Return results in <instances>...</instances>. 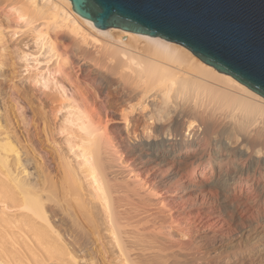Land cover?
Segmentation results:
<instances>
[{"label":"bare ground","instance_id":"obj_1","mask_svg":"<svg viewBox=\"0 0 264 264\" xmlns=\"http://www.w3.org/2000/svg\"><path fill=\"white\" fill-rule=\"evenodd\" d=\"M2 2L44 50L43 60L54 59L53 74L61 61L69 66L83 99L107 88L112 108L136 103L102 119L86 100L61 94L53 110L65 109L59 128L74 138L80 160L59 156L55 180L31 147L38 180L20 175L27 147L0 133V203L16 210L0 211V264H76L73 243L102 232L123 264H264V97L178 43L97 28L69 0ZM42 86L43 109L52 97L46 89L61 86ZM138 106H151L155 139L123 141L127 124L139 128L131 116ZM42 120L47 132L46 111ZM66 232L77 240L71 248Z\"/></svg>","mask_w":264,"mask_h":264},{"label":"rangeland","instance_id":"obj_2","mask_svg":"<svg viewBox=\"0 0 264 264\" xmlns=\"http://www.w3.org/2000/svg\"><path fill=\"white\" fill-rule=\"evenodd\" d=\"M8 9L9 8L6 7V2L4 3L1 0L0 133L4 135L3 132H6L7 135L17 138L18 141L21 142V145L27 147L26 150L28 151H21V162L18 167L20 175H25L24 177L31 183H36L38 180L36 159L30 151V149L33 148L35 153H39L40 158H38V161L42 162L41 164L43 165L45 172H48L53 177V180H55L57 179V176H59V171H57L59 170V168H57V162H60L59 156H66L70 158L74 164L80 160V158L75 157L78 152L77 147L74 146L72 149L70 148V146L76 143L74 138L69 137L67 130L59 128L61 123L59 118H61L65 113V109L63 108L61 111H58L56 113L57 116H55V112L53 110L55 106L64 100L63 97L60 96L61 94L67 97H74L83 103L87 102L86 105L88 104L89 106H92V110H95L94 114H101L102 119H105V115H107L112 109L114 111H121L125 106L129 107L130 104L136 103V100H132V102H129L128 104H119L117 106L118 110L117 108H112L109 104L112 102V99H106L108 96L107 92L109 91V89L107 91V88L104 89V97L99 96L91 90L93 95L95 94L93 98L91 97V99L88 97L83 99V96L86 94H84L85 92L81 87V84H79V81L75 78L73 71L69 68V66L61 61L59 72L53 74L52 72L55 66L53 64L54 59L48 63L45 61L47 59V55L44 54V50H37L38 46L31 41V37L24 32L25 28H22L19 23V25H17V21L14 19V16L10 14ZM65 47L66 46L58 43V52L61 54L64 53ZM35 53L38 56L35 55ZM27 54L30 55L28 56ZM31 55H35L34 57H36V59L41 63L37 64L35 61L33 62V56ZM48 69L51 73L47 71ZM39 70H41V72L37 76L38 82L35 84L33 83V77H35V74ZM44 81H47L53 86L60 85L61 88L59 90L57 88L56 90L52 88L51 91H49V88L46 89V91L51 92L49 95L53 98L51 97V100L50 98H46L47 105L42 109L40 99L45 98L42 89ZM18 106H21L22 108L18 109ZM150 109L151 106L144 111H141L140 106H138L136 111L131 114L134 118H139L140 125L139 128L136 129L133 125H131V123L127 124V130L124 131V133L122 132L123 141L127 138L132 142H135L137 139L140 141H152L155 139L152 130L153 119H149ZM45 111L50 119L49 123L52 124H50L51 126L49 125V130L47 128V132L44 130L46 124L42 122V117L44 116ZM20 113H23L25 122L21 120L19 116ZM41 113H43V115ZM50 132L51 134L49 135ZM2 135H0V138L5 136ZM68 137L69 139L72 138L73 141L67 140L66 138ZM24 151H26V154H24ZM12 160L13 159L10 157V161L13 164ZM88 190L92 191L93 189L88 188ZM86 198L87 200H90L89 197ZM1 209H4L8 214L16 211L13 207H10L9 205L6 206L3 203H0V211ZM51 219L56 223V228L58 226L59 228H63L57 221L58 217ZM165 229V232L169 236L175 238L179 237V234L172 228L166 227ZM66 233L62 235H65L63 238L66 243L68 242V245L69 243L72 246L74 244L73 247L71 245L69 246L75 250L71 252H73V256L75 255L74 258L76 260V264H92V257L97 264H123L121 262L122 260L120 255L116 251L117 249L114 248L107 233L102 232L101 239H98V236L91 235L92 237H89V241H86V243H84L85 245H80L81 248L80 246H77V243H73L76 240L75 237L73 238L70 234L68 235V233ZM231 244L232 243H226L224 246L219 247V249L221 251L224 249L227 250ZM88 254H90V257ZM1 260L5 261H3V264H11L8 263L5 258Z\"/></svg>","mask_w":264,"mask_h":264},{"label":"water","instance_id":"obj_3","mask_svg":"<svg viewBox=\"0 0 264 264\" xmlns=\"http://www.w3.org/2000/svg\"><path fill=\"white\" fill-rule=\"evenodd\" d=\"M100 29L158 36L264 97V0H69Z\"/></svg>","mask_w":264,"mask_h":264}]
</instances>
